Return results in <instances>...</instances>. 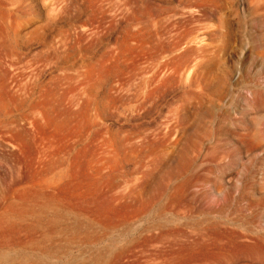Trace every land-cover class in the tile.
I'll use <instances>...</instances> for the list:
<instances>
[{"label":"rangeland","instance_id":"rangeland-1","mask_svg":"<svg viewBox=\"0 0 264 264\" xmlns=\"http://www.w3.org/2000/svg\"><path fill=\"white\" fill-rule=\"evenodd\" d=\"M0 253L264 264V0H0Z\"/></svg>","mask_w":264,"mask_h":264},{"label":"bare ground","instance_id":"bare-ground-1","mask_svg":"<svg viewBox=\"0 0 264 264\" xmlns=\"http://www.w3.org/2000/svg\"><path fill=\"white\" fill-rule=\"evenodd\" d=\"M39 253H40V252H39ZM0 254H1V253H0ZM14 260H16V259H14ZM14 260H12V261H8L7 264H16V263L13 262ZM36 261H37V260H36ZM29 262H30V259H28V257H24V256H23V258L21 257V260H19V263H20V264H30ZM34 262H35V260H34ZM37 262H38V261H37ZM52 264H53V263H52Z\"/></svg>","mask_w":264,"mask_h":264}]
</instances>
